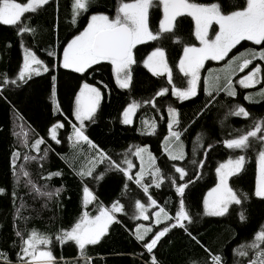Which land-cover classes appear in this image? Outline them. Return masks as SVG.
<instances>
[{
    "label": "trees",
    "instance_id": "1",
    "mask_svg": "<svg viewBox=\"0 0 264 264\" xmlns=\"http://www.w3.org/2000/svg\"><path fill=\"white\" fill-rule=\"evenodd\" d=\"M26 0H17L24 2ZM197 3H209L213 0H194ZM241 0H236L240 3ZM73 0H49V4L37 9L36 13L26 14L29 18L25 23L30 25L35 33H18L15 26L0 24V81L16 79L22 62V49L28 48L50 68V73L33 76L27 83L13 85L0 83V188L4 194L0 195V252L7 255L12 264H16V253L20 250V238L16 232L20 231L26 238L35 229L53 239L50 245L59 264H84L73 242L61 245L55 242V235L60 230H67L79 219L82 211L95 215L100 205L111 207L119 201L124 206L123 213H117L120 224L113 223L108 234L100 243L86 247V255L91 264H150V256L134 238L137 225L151 226L153 232L160 230L162 225H156L153 219L133 220L130 217L135 212L136 199L145 202L147 197L137 187L134 181H127L122 173L107 172L102 180L96 181L91 177L83 179L76 175L78 170H87L95 150L86 144L74 146L67 137L71 134L73 121L71 109L74 106V93L79 90L81 83L87 82L101 89L103 98L98 109L95 124L86 122V135L105 150L114 160L120 161L123 154L132 146H147L156 157L157 166L161 167L165 177L173 176L178 179L172 165L185 169L187 175L183 181L189 179L192 183L185 189V204L193 224L188 225L189 231L199 243L193 241L182 229H173L161 238L153 254L159 264H210V254H220L225 264H247L254 251L249 247L253 242L254 233L264 225V200L252 193L255 188L256 159L258 149L262 144L259 139L250 138L251 147L242 152L227 149L224 141L233 139L251 130L257 120H264V98L259 102H250L244 97L247 90L235 86L236 96L229 97L225 92L211 91L209 97L204 90L202 75L197 87V96L190 100L179 101L172 96L173 86L183 89L187 87V78L179 71V58L183 55L185 45L199 47L194 35V23L191 17H178L176 22V36L181 43H173L169 39L163 42H147L134 49V57L138 61L133 65V80L130 88L117 87L111 66L104 63V67L94 65L87 73H74L62 67V46L86 26V19L96 12L115 15L117 0H95L92 7L81 12L76 23L72 24ZM235 9H225L231 11ZM162 18L159 7L150 9V21L153 27L158 26V19ZM216 27H214L215 29ZM23 45V47L21 46ZM157 46L165 49L166 60L172 72V84L167 76H153L143 67L142 60ZM253 46L251 42L242 41L228 57ZM264 47V44L261 45ZM53 51L55 55L48 56ZM211 62L205 64L206 68ZM251 65L244 68L231 80L234 83L238 76L248 72ZM262 70L264 65L261 63ZM57 78V103L59 109L54 114L50 95L51 76ZM161 88L169 91L164 96H156ZM153 99L155 107L144 103ZM212 99L211 104L205 103ZM132 101L140 103L131 125L121 123L123 109ZM235 105L244 107L248 112L247 118L231 115ZM176 108L180 123L176 126L181 132L185 158L183 160H168L164 152V137L168 134V107ZM63 113L61 115L60 113ZM67 117V119H65ZM142 120L155 122L154 135H142ZM64 124L57 130V144L48 135L54 123ZM28 135V144L21 146V128ZM20 136V137H19ZM43 139L37 148L32 147L36 140ZM211 145V147H209ZM47 150V155L45 152ZM18 153L15 166L13 153ZM29 159L25 160L24 157ZM244 155L245 163L238 178H229L230 186L241 196H247L241 205L230 206L229 213L224 217H208L203 215V197L216 183V167L228 160ZM36 157V159H31ZM43 157V159H41ZM128 158L137 166V157ZM196 160L193 164L191 161ZM203 161V165H200ZM107 162L95 167L94 175L104 172ZM136 170V169H135ZM135 170L130 174L135 175ZM61 172L62 175L50 174ZM28 175L25 176L24 173ZM151 177L145 174L144 182L149 185L152 195L160 207H165L170 215H174L180 197L175 187L165 178L160 188L150 184ZM29 181L41 189V193L54 192L61 189L59 196L51 198L35 193ZM128 188H124V184ZM87 185L95 200L92 207L83 206L82 188ZM15 194V195H13ZM165 201H168L165 204ZM158 211V208H153ZM246 219L241 221L240 213ZM151 213V212H150ZM142 230V229H141ZM151 234H149L150 236ZM248 253L247 257H240L238 250ZM264 248V243H261ZM207 250V251H206ZM235 250V251H234ZM0 264L3 260L0 259Z\"/></svg>",
    "mask_w": 264,
    "mask_h": 264
},
{
    "label": "snow or ice",
    "instance_id": "2",
    "mask_svg": "<svg viewBox=\"0 0 264 264\" xmlns=\"http://www.w3.org/2000/svg\"><path fill=\"white\" fill-rule=\"evenodd\" d=\"M95 0H73L72 3V24L76 23V18L81 12H86L93 6ZM49 4V0H26V2H17V0H0V24L15 26L20 34L28 32L35 33L25 20L29 17L26 14L36 13L37 9ZM159 7L162 9V18L158 19V26L153 27L150 21V9ZM225 9H235L225 11ZM191 17L195 23V38L199 41L200 46L183 47V55L179 58V71L187 78V87L180 89L175 86L171 89L172 96L183 102L197 96V86L200 80V70L204 66L206 60H223L228 53L235 48L241 41H251L255 45L264 44V0H213L209 3H197L194 0H117L115 15L110 16L104 12H96L86 19V26L83 30L75 34L66 45L62 46L63 59L62 67L70 69L74 73L85 74L94 65L103 68V62H107L111 66V74L115 78V83L120 89L130 88L133 80V65L138 61L134 57L133 50L138 45L147 42H163L166 38L173 43H181V39L176 36V22L178 17ZM213 24L219 26V30L215 32L214 39L208 38L210 26ZM23 47V45H21ZM247 58H244L239 64V69L243 71L253 60L259 59L264 61V48L260 51L246 50ZM53 51L48 52V56H53ZM231 63V62H230ZM143 67L146 68L153 76L159 77L167 75L168 83L172 84V72L169 67L165 49L162 46L155 47L145 59L142 60ZM260 67L257 66L249 72L248 75L241 78L238 83L243 88H251L260 83ZM41 72L50 73V68L45 66L43 62L28 48L24 49L23 65L19 67L16 79L8 80L5 78L0 83L18 85L27 83L33 76H39ZM232 73L229 72L225 78L223 85L216 83L213 91H223L229 97H235L236 91L232 88ZM79 90L74 93V106L71 109V115L74 116L75 122L68 121L71 125V134L67 137L68 141L74 146L86 144L95 150V155L90 161L87 170H78L76 175L82 179L91 177L93 180L99 181L109 171L122 173L127 181H134L144 195L147 197L145 202L136 199L134 203L135 212L133 220H150L154 215L155 224L162 225L160 230L153 232L151 226L145 227L142 224L137 225L134 232L135 240L142 244L143 248L150 256V264H159L153 249L156 248L162 237H165L173 229H182L193 241L199 243L192 232L189 231L188 225L193 224V217L190 215L185 204V189L188 184L192 183L189 179L187 183H178L183 181L187 175L182 167L172 165L175 173L179 174L178 179L173 176L165 177L161 167L156 164V157L149 151L147 146L132 145L124 154L120 161L114 160L105 150L99 148L88 135H86V123L95 124L98 118V109L101 107L103 98L102 91L93 84L84 82L78 86ZM169 90L161 88L155 93L156 96H164ZM207 91V89H206ZM209 97L212 92L209 91ZM50 95L52 99L54 114L59 109L57 103V78L51 76ZM258 96L264 98V89H261ZM246 100H251V96H245ZM214 99V97H212ZM212 99L205 103V107L211 104ZM144 103L151 104L155 107L153 99L145 100ZM140 107V103L132 101L122 112L121 123L131 125L133 116ZM169 116L167 120L168 134L164 137V152L168 160L177 161L185 158L183 143L180 140L181 132L175 130L180 123L178 119V111L171 106L167 109ZM63 115V113H60ZM231 115L243 116L247 118L249 112L239 105H235L230 112ZM67 119V117H65ZM142 129H138L142 135H154L156 133V123L142 120ZM64 124L54 123L48 132L51 139L57 144V130L63 128ZM261 133L259 139L264 142V120H257L253 123L251 130L239 135L233 139L224 141V145L230 150H244L251 147L250 138H256ZM43 139L36 140L32 147L37 148L43 143ZM211 147V145H209ZM135 155L141 162L140 171L133 176L131 169L132 161L129 155ZM18 153H13V165ZM47 155V150L45 152ZM25 160L29 157L26 155ZM36 159V157H31ZM43 159V157H41ZM107 162L104 172L94 175L95 167L98 164ZM196 164V160L191 161ZM245 163V156L240 155L235 159L229 158L220 163L215 169L216 184L203 197V215L208 217H224L229 213L230 206L241 205L243 200L248 197L238 195L230 186L229 178L236 177L241 173ZM203 165V161H200ZM147 174L151 177L150 184L156 188H160L164 179L170 181L171 186L175 187L177 196L180 197L178 207L174 215H170L165 207H160L157 200L149 194V185L144 182V176ZM28 175L27 172L24 173ZM60 176L61 172L50 174ZM32 190L37 194L46 195L48 197L59 196L61 189L57 188L54 192L41 193L40 187L29 181ZM124 188H128V184H124ZM4 189L0 188V195L4 194ZM83 206L87 208L89 204L95 200L92 191L87 185L82 188ZM255 197L264 200V147L257 156V169L255 177V188L252 193ZM15 195V194H13ZM168 201H165L167 204ZM149 208H158L154 213L149 212ZM124 206L117 200L112 203L111 207L100 205L96 214L93 215L88 211H82L79 219L67 230H60L55 235V242L61 245L67 242H73L77 248L80 258L84 264H91L89 257L86 255V247L94 246L108 234L109 227L113 223L120 224L117 219V213H123ZM241 221L246 217L243 212L240 213ZM142 229V230H141ZM149 234H151L149 236ZM16 236L20 238V250L16 253V264H59L54 256L50 245L53 244L52 237L40 234L35 229L31 230L27 237L20 232H16ZM264 225L254 233L253 242L249 247L254 251L247 264H264ZM43 246V247H42ZM244 246L238 250L240 257H247L248 253L243 250ZM207 251V250H206ZM235 251V250H234ZM0 259L3 264H12L8 260L5 253L0 252ZM208 264V262H206ZM210 264H225V259L220 254H210Z\"/></svg>",
    "mask_w": 264,
    "mask_h": 264
},
{
    "label": "rangeland",
    "instance_id": "3",
    "mask_svg": "<svg viewBox=\"0 0 264 264\" xmlns=\"http://www.w3.org/2000/svg\"><path fill=\"white\" fill-rule=\"evenodd\" d=\"M26 2V1H24ZM162 11V9H161ZM194 23V21H193ZM214 27H216L214 29ZM219 30V26L218 25H215L213 24L212 26H210L209 28V32H208V38L209 39H214L215 37V32ZM194 31H195V23H194ZM198 41V40H197ZM199 42V41H198ZM242 42V41H241ZM247 42H251V41H247ZM253 44V46L251 47H248L247 49H244L240 52H238L237 54L231 56V57H228L229 54L232 52V49L228 55L223 59V60H219V61H215V60H206L204 62V66L201 68L200 70V77L202 75V79H203V84H204V90L206 93H208L209 91H213V87L216 83H219L220 85H223L224 83V78L225 76L231 72L232 75H231V80L236 76L237 73H239L241 70L239 69V64L242 62V60L244 58H247V52L246 50H255V51H260L262 50V47L261 45H255L253 42H251ZM200 46V45H199ZM24 49H22V62H21V65L20 67L23 65V57H24ZM31 51V50H30ZM134 51V50H133ZM63 59V58H62ZM207 62H211L212 64L209 65L207 68L205 66V64ZM231 62V63H230ZM261 63L264 65V61L262 60H259L258 58L253 60L251 64V67L249 68L248 72L241 75V76H238L234 83H232V88H234L235 86H238L240 88H243L239 83L238 81L243 78L244 76L248 75L249 72L252 71L253 68L259 66L261 71H260V83L256 84L254 87H251V88H243L245 90H247V93L245 96H251L252 99L251 100H248L250 102H259L260 100H262L263 98H261L260 96L257 95V93H259L261 91V89H264V71L262 70V67H261ZM70 70V69H69ZM72 71V70H71ZM45 72H41V74H43ZM40 74V75H41ZM18 75V73H17ZM16 75V77H17ZM163 76H167V75H163ZM114 78V76H113ZM114 81H115V78H114ZM200 81V80H199ZM199 84V82H198ZM118 87V86H117ZM198 87V86H197ZM207 89V91H206ZM235 89V88H234ZM73 120L75 122V118L73 116ZM86 123V122H85ZM21 130L19 129V133H21V137H20V140H21V146L24 147L28 144L29 141V138H28V135L25 133V131L22 129V127H20ZM257 146V149H258V153L259 151L261 150L262 147H264V142H262V144L260 145H256ZM235 151H240L242 152L243 150H235ZM258 156V154H257ZM235 159V158H233ZM133 163V162H132ZM223 163V162H222ZM219 166V165H218ZM217 166V167H218ZM140 168H141V162L140 160L137 158V166L133 163V168L131 169V171L135 170L137 173L138 171H140ZM256 169H257V159H256ZM216 184V183H215ZM215 187V185L213 186ZM212 187V188H213ZM209 191V190H208ZM207 191V192H208ZM207 194V193H206ZM205 194V195H206ZM94 202V200H93ZM93 202L91 204H89L87 207H92L93 206ZM202 208H203V202H202ZM156 211V210H155ZM153 210V208H149V212L151 213H154L155 212ZM153 219V221L155 222V217L154 215L151 217ZM43 247V246H42Z\"/></svg>",
    "mask_w": 264,
    "mask_h": 264
}]
</instances>
